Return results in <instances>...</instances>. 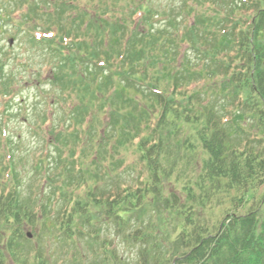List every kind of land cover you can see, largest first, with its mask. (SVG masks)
<instances>
[{
	"label": "trees",
	"instance_id": "1",
	"mask_svg": "<svg viewBox=\"0 0 264 264\" xmlns=\"http://www.w3.org/2000/svg\"><path fill=\"white\" fill-rule=\"evenodd\" d=\"M81 1L41 0L29 16L54 19L45 37L32 40L61 61L62 92L82 106L73 107L74 123L51 127L61 144L65 134L74 138V149L40 166L53 183L46 199L26 206L13 159L0 157V264L6 254L17 259L23 227L33 221H41V239L90 238L98 264H264V0H185L182 14L166 21L152 0H131L122 16L117 0H87L89 8ZM161 20L164 29L155 28ZM79 62L89 78L72 80ZM125 109L113 121L122 150L86 169L85 134L97 116ZM42 144L51 150L50 141ZM200 152L207 156L197 177L185 180ZM178 158L186 168L177 173L182 194L165 197ZM164 212L179 220L173 232ZM198 213L204 218H193ZM105 218L113 229L100 240L92 222ZM24 256L18 264L34 254ZM35 260L50 264L43 251Z\"/></svg>",
	"mask_w": 264,
	"mask_h": 264
},
{
	"label": "rangeland",
	"instance_id": "2",
	"mask_svg": "<svg viewBox=\"0 0 264 264\" xmlns=\"http://www.w3.org/2000/svg\"><path fill=\"white\" fill-rule=\"evenodd\" d=\"M40 1L0 0V76L2 77L0 85V142L5 143L3 141L5 138H10L11 140L9 146L3 147L2 143H0V157L4 160L13 159V166L22 189L21 197L25 205L29 207L34 205L35 200L46 199L45 195H51L54 190L53 183H47L44 180L45 178H41L43 174L46 176L50 172H39L40 166L47 167L48 164L54 166L56 163L54 164L53 161L58 158L62 150L66 152L74 149V146L71 145L74 138H69V135L65 134V140L70 141V143L68 144L67 141L61 144L60 137L63 135L60 134L59 139L56 133L51 134V127L59 123V125H64L62 122L66 120L67 122L74 123V119H79L77 118L79 117L78 112L74 108L82 106L81 100L77 99V97L73 95L74 101L71 99L70 101L67 98L68 91L62 92V89L65 88V80L60 79V74L63 71H68L66 69L63 70L61 61L55 58L56 56L47 46L36 44L32 40V38L39 40L43 35H46L44 34V28L54 22V19H47L46 16L42 17L38 15L36 18L38 20H34L36 14L35 17H29L33 14L32 8ZM86 1L82 0L81 4L86 6ZM96 1L98 2V0ZM117 1L119 2H117V6L114 8L119 10L121 13L118 14L122 16V11H126V7L132 3H130L131 0ZM184 1L152 0L150 7L151 10L160 14L166 21L167 18L179 17L182 14L179 10L182 11L184 9ZM104 2L113 1L107 0ZM137 2L144 3L142 0L134 1V3ZM29 5L31 6V10L28 12ZM87 6L89 8L92 4H88ZM129 10L131 9H128V13ZM89 13H91V10H89ZM161 21L155 25V28L164 29V20ZM52 32H54V29ZM76 67L78 68L76 71L79 75L72 77V80L83 77L84 74L89 78L87 74L89 69L87 67L82 66L81 63ZM88 67L90 70L93 69L92 66ZM56 78L59 80L56 81ZM4 88L11 91L8 96L2 94ZM126 111V109L124 112L122 110L116 115L106 114L97 116L98 122L95 121L93 123L94 129H90L91 132L85 134L84 142L87 146L85 154L86 169L96 171L101 167V161L105 158L106 153L115 154L114 149L117 153L122 150L118 145L117 138L121 130L113 126V121H117L119 119L118 116H123V113H126ZM44 113L48 116V121L45 125L41 124ZM90 119L91 117L86 118L89 123L91 122ZM39 124L43 128L42 132L39 130ZM44 141L51 142L52 147L50 151L48 148L42 147L45 145H41ZM174 148L176 147L174 146ZM76 152L78 153V150ZM206 156V153L200 152L196 166L187 170L186 173L183 172L186 168L182 167L185 162L178 158L177 162L173 164V171L170 172L171 175L167 176L164 181V196L169 197L172 191H176L181 196V189L184 186L185 180L197 177L198 162H201ZM47 157H50L49 163L46 162ZM130 159L131 162L132 157ZM180 172L185 174V180L177 177V173ZM258 193H263V189ZM37 198L39 199L37 200ZM56 208L59 209L60 207L56 206ZM37 216H42V214ZM163 217L164 222L166 219H169L171 223V225L168 223L169 229L171 228L172 232L176 230L174 228L177 227L176 222H179V220L174 221L171 212H164ZM193 218L200 220L204 217L198 213ZM41 219L43 218L41 217ZM40 226L41 221H38L37 225L34 221L29 226L25 224L23 230L27 241L22 240V247L18 250L17 259L13 258L12 255L6 254L7 256L3 264H18L17 260L23 259L21 258L23 254H25L24 258H26L29 251L34 256L28 257V260L25 259L26 264L36 262L35 257L38 256L40 251H43L50 264H98L96 263L98 258H95L91 254L94 244L91 246L90 238L75 236L71 242H66L62 238L56 239L53 236H45L41 239L39 237ZM87 226L82 227L85 233L90 229ZM92 227H94L91 228L92 231L96 228L100 232L102 230L99 234L101 240L107 233L109 234V231H112L113 222L106 218L102 221L99 219V221L95 220L92 222ZM29 234H31V237H28ZM163 243L167 246L171 242L165 239ZM133 254L135 255V252L132 250L126 251L127 256ZM100 260L101 256L99 257Z\"/></svg>",
	"mask_w": 264,
	"mask_h": 264
},
{
	"label": "water",
	"instance_id": "3",
	"mask_svg": "<svg viewBox=\"0 0 264 264\" xmlns=\"http://www.w3.org/2000/svg\"><path fill=\"white\" fill-rule=\"evenodd\" d=\"M29 237H31V234H29Z\"/></svg>",
	"mask_w": 264,
	"mask_h": 264
}]
</instances>
